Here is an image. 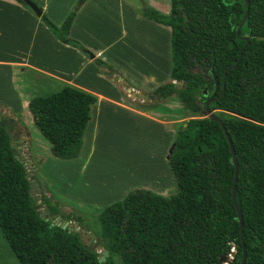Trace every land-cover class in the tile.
Masks as SVG:
<instances>
[{"label": "trees", "instance_id": "trees-1", "mask_svg": "<svg viewBox=\"0 0 264 264\" xmlns=\"http://www.w3.org/2000/svg\"><path fill=\"white\" fill-rule=\"evenodd\" d=\"M26 6L21 0H18ZM32 1V0H31ZM86 0H82L85 2ZM170 0V14L145 6L140 15L171 30L169 81L152 92L156 103L176 97L189 120L175 131L167 160L176 193H128L98 215L101 264H221L234 247L230 264H264V0ZM75 13L61 26L39 17L62 44L77 49L108 76L114 68L69 36ZM248 37L249 42L242 38ZM241 60L225 75V70ZM218 110L237 159L236 201L243 218L242 240L232 203L234 165L220 124L204 113L206 100ZM186 81L185 90H181ZM177 83L181 86L177 87ZM204 91L206 95H204ZM96 98L66 86L29 101L33 124L51 145L53 157L76 159ZM12 140L0 127V232L19 264H100L77 232L40 217L30 195L25 166L15 159ZM232 244V245H231Z\"/></svg>", "mask_w": 264, "mask_h": 264}, {"label": "crops", "instance_id": "crops-1", "mask_svg": "<svg viewBox=\"0 0 264 264\" xmlns=\"http://www.w3.org/2000/svg\"><path fill=\"white\" fill-rule=\"evenodd\" d=\"M32 1L48 16L59 5V0ZM109 4L115 9L104 10ZM131 5L127 0H87L71 24L69 36L116 69L115 75L107 77L92 59L60 43L27 6L18 0H0V106L11 120L26 119L29 101L41 97L42 92L50 95L66 86L96 98L92 113H98L99 105L107 103L167 127L181 120L175 116L184 111L179 101L176 112L170 108L173 98L159 103L157 109L162 112L157 114L163 119L156 118L148 111L127 105L115 84L149 95L170 78V28L139 16ZM161 12L170 14V6ZM62 19L52 21L60 25ZM19 129L28 131L20 126ZM169 134L166 161L174 140L171 128Z\"/></svg>", "mask_w": 264, "mask_h": 264}, {"label": "rangeland", "instance_id": "rangeland-1", "mask_svg": "<svg viewBox=\"0 0 264 264\" xmlns=\"http://www.w3.org/2000/svg\"><path fill=\"white\" fill-rule=\"evenodd\" d=\"M127 1L132 4L131 7L139 16L145 6L154 5L158 8H151L157 11L160 9L161 14L165 13L161 11H167L170 6V0ZM81 2L82 0H59L58 8H52L50 16L45 15L53 24L61 26L72 12L75 13V19L83 8L84 2L79 5ZM106 9L114 10L115 6L109 4L105 6L104 10ZM62 17L63 22L60 25L52 21L57 22ZM115 70L114 68L107 77L113 76ZM115 84L119 87L127 105L148 111L156 118L160 117V114H157L162 112L161 109H157L159 103L154 100H137L123 85L117 82ZM176 85L181 86L180 83ZM96 86L100 88L99 84ZM49 93L42 92L39 95L44 97ZM132 93L139 94L134 89ZM148 96L153 97L152 92ZM172 98L174 103H171L170 108L176 112L175 105H179L178 99ZM25 110L28 113L26 119L13 120V122L20 127L28 128V131L21 130L18 135L13 131L11 140L20 147L17 154L31 163L30 166L26 165L25 169L35 168L33 178L38 183V187L32 197L37 211L49 222L68 221L67 228L77 232L85 246L93 247L99 240V244L94 249L97 253L105 250L100 234L101 227L97 220L98 215L105 208L122 200L128 193L140 189L150 190L165 197L176 193L175 179L164 153L170 141V128L174 139L177 128L190 119L187 112L183 111L181 114L176 112L175 116L181 120L167 127L102 103L98 107V113L91 111V119L83 136L81 150L83 154L81 153L79 161V156L73 160L53 157L50 152L51 145L35 128L28 108ZM0 111L7 120L12 118L1 106ZM216 112L220 111L216 110ZM234 252L232 246L226 262L221 264H229ZM113 258L117 264H121L118 255L114 254ZM0 264H19L1 232Z\"/></svg>", "mask_w": 264, "mask_h": 264}, {"label": "water", "instance_id": "water-1", "mask_svg": "<svg viewBox=\"0 0 264 264\" xmlns=\"http://www.w3.org/2000/svg\"><path fill=\"white\" fill-rule=\"evenodd\" d=\"M32 12L33 14L36 16V17H40L42 15V10L37 6V4H35L33 1L31 0H21ZM235 1H238V0H235ZM245 3H246V6H247V10L241 20V23L237 29V35L239 34V30L240 28L242 27V25L244 24L246 18H247V15H248V12H249V3L247 0H244ZM82 2L79 4L81 5ZM239 36V35H238ZM246 41V44L243 46L242 50H241V53L243 52V49L245 48V46L248 44L249 42V38L248 37H244L242 38ZM239 55L237 61L231 65L230 67H228L225 72H224V77H223V86H222V92L220 94V97L223 95L224 93V82H225V75L226 73L233 69L234 67H236L238 65V63L240 62L241 60V54ZM89 58L92 59L93 56L92 55H89ZM212 75H213V78H214V83H215V91L211 94V96L208 98V100H206L205 102V105H204V113L206 114L207 117H209L210 119H213L215 120L216 122H218L221 126V128L223 129V132L225 133V136L228 140V143L230 145V149H231V153H232V164L234 165V179H233V184H232V203H233V206L236 210V213H237V216H238V220H239V225H240V232H241V240H242V228H243V218H242V214L239 210V207H238V204H237V201H236V194H235V189H236V179H237V173H238V164H237V159H236V156H235V153H234V150H233V147H232V143L229 139V135L227 134L226 132V129L221 121V119L217 116V112L216 110H212L209 106L211 103H214L217 99L215 98V94H216V91L218 89V81L216 80L215 78V75H214V71L212 70L211 71ZM115 75V73L113 74ZM112 77V76H110ZM117 79L120 81V82H123V79L121 77H117ZM124 83V82H123ZM186 84L187 82L184 81L183 84H182V87H181V90H185V87H186ZM127 92H129L131 94V96L137 100H144V101H148V100H153V97H149L147 94H134L132 93V90L131 88L127 87L126 89ZM204 95H206V92L204 91ZM6 118L3 116L2 113H0V127H4V130L6 131L7 135L11 138L12 137V133L13 131L18 135L20 133V129H19V126L17 124H15L13 122V120L11 119H8L6 120ZM186 124L183 125V127H185ZM11 148L14 150L15 152V159L20 163L22 164L23 166H26V165H31V163L28 161V160H24L23 159V156L22 155H19L17 154V152L20 150V147L11 143ZM172 152V147H170L169 149V154L167 156V160L169 159V156ZM34 172H35V168H30L29 170H27V178L29 179V189H30V195L32 196L33 193H35V189L38 187V183L34 180L33 176H34ZM39 213V212H38ZM40 215V214H39ZM40 217H42L40 215ZM43 218V217H42ZM47 220V219H45ZM51 226H54L56 225L57 227H61L62 229H67L68 231H73V229H70V228H67V226L69 225V222L68 221H65L63 223L61 222H56V223H53L51 222L50 224ZM77 226V223L75 224V227ZM99 244V240L96 241L95 245L93 247H88V246H85V248L89 251H95V247ZM109 256V253L107 250H103L101 253H99V257H98V263H103L106 261L107 257ZM245 256H246V252H245V248L243 246V241H242V260L240 262V264H244L245 262ZM227 260V256H223L221 259H220V263H224L226 262Z\"/></svg>", "mask_w": 264, "mask_h": 264}, {"label": "flooded vegetation", "instance_id": "flooded-vegetation-1", "mask_svg": "<svg viewBox=\"0 0 264 264\" xmlns=\"http://www.w3.org/2000/svg\"><path fill=\"white\" fill-rule=\"evenodd\" d=\"M6 120H7V119H6ZM6 120H5V121H6ZM14 123H15V122H14Z\"/></svg>", "mask_w": 264, "mask_h": 264}, {"label": "built area", "instance_id": "built-area-1", "mask_svg": "<svg viewBox=\"0 0 264 264\" xmlns=\"http://www.w3.org/2000/svg\"><path fill=\"white\" fill-rule=\"evenodd\" d=\"M230 264V263H229Z\"/></svg>", "mask_w": 264, "mask_h": 264}]
</instances>
